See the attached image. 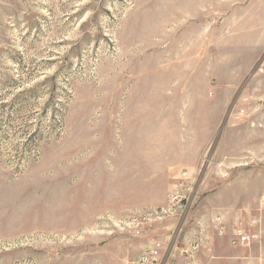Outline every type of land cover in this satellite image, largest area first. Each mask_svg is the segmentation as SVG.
Masks as SVG:
<instances>
[{
  "label": "rangeland",
  "instance_id": "1",
  "mask_svg": "<svg viewBox=\"0 0 264 264\" xmlns=\"http://www.w3.org/2000/svg\"><path fill=\"white\" fill-rule=\"evenodd\" d=\"M215 212L264 264V0H0V264H196Z\"/></svg>",
  "mask_w": 264,
  "mask_h": 264
},
{
  "label": "built area",
  "instance_id": "2",
  "mask_svg": "<svg viewBox=\"0 0 264 264\" xmlns=\"http://www.w3.org/2000/svg\"><path fill=\"white\" fill-rule=\"evenodd\" d=\"M210 222L213 224V229L209 235H207V239L209 240L214 235L216 236H223L227 233V227L226 222L224 220V217L220 213H214L210 217ZM199 226H201V223L197 221L196 223ZM259 218L256 215H250L247 217L244 223H236L229 234V241L231 245H237V246H245L251 244L253 241H255L258 238V226H259ZM183 230V226L180 225L177 228L178 232H181ZM200 243L201 240H199ZM199 242H194V245L192 246L193 252L194 250H197V248L200 245ZM207 243V242H206ZM206 243L204 246H206ZM162 248L161 242H155L153 246L148 249L146 254V260L147 261H154L158 264L157 260L159 257L160 249ZM192 252V255H190L191 258H194V254ZM190 264H194V261Z\"/></svg>",
  "mask_w": 264,
  "mask_h": 264
},
{
  "label": "crops",
  "instance_id": "3",
  "mask_svg": "<svg viewBox=\"0 0 264 264\" xmlns=\"http://www.w3.org/2000/svg\"><path fill=\"white\" fill-rule=\"evenodd\" d=\"M199 257L196 264H245L243 251L233 249L225 237L211 238L208 249Z\"/></svg>",
  "mask_w": 264,
  "mask_h": 264
},
{
  "label": "bare ground",
  "instance_id": "4",
  "mask_svg": "<svg viewBox=\"0 0 264 264\" xmlns=\"http://www.w3.org/2000/svg\"><path fill=\"white\" fill-rule=\"evenodd\" d=\"M175 255V254H174Z\"/></svg>",
  "mask_w": 264,
  "mask_h": 264
}]
</instances>
